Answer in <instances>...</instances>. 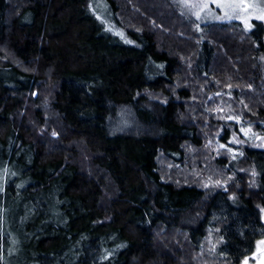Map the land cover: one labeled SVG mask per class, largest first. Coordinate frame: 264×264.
I'll return each instance as SVG.
<instances>
[{"label": "trees", "instance_id": "trees-1", "mask_svg": "<svg viewBox=\"0 0 264 264\" xmlns=\"http://www.w3.org/2000/svg\"><path fill=\"white\" fill-rule=\"evenodd\" d=\"M90 1L0 0V239L14 246L0 264H195L206 247L199 262L239 264L264 238V150L210 156L203 173L226 179L207 188L169 180L161 162L197 173L213 152V116L186 83L225 81L264 119V25L200 36L162 0H105L128 44ZM122 108L145 130L113 132Z\"/></svg>", "mask_w": 264, "mask_h": 264}, {"label": "rangeland", "instance_id": "rangeland-1", "mask_svg": "<svg viewBox=\"0 0 264 264\" xmlns=\"http://www.w3.org/2000/svg\"><path fill=\"white\" fill-rule=\"evenodd\" d=\"M162 2L164 3V7L177 14L179 21L181 19L186 25H189L191 30H194L195 27V30L198 31L200 36L205 33V27L216 23L226 24L237 22L240 23L247 32L255 30L256 23L258 22L264 25V0H162ZM88 5L89 11L95 16L101 18V20L98 21L103 26L105 32L111 33L117 38H120L119 40L124 43H132L122 27L115 21L113 13L105 0H92L88 2ZM192 24L194 26H192ZM256 58L258 65L260 66L262 82H264V46L262 47V51L256 54ZM217 81L216 77L209 78L208 76L197 80L198 83L196 84L186 83L187 87L188 85H192L191 92L195 97L192 101L196 105V113L200 118L205 120V123L208 124V116H213L214 125L210 127L209 125H206L207 131H212L213 137L209 140V144L213 152L209 151L206 153L205 159L196 164V166L200 165L201 167V170L197 173L195 172L194 167L193 169H188L186 167L179 172L177 167H171L169 164L161 162L163 165L160 164L161 167L167 168L168 172L166 175H169V178H171L169 180H174L177 184L206 187V184L214 182L212 177L219 180L217 183L222 182L223 179H226V175L222 173L223 171H218L216 169L215 174L217 177L206 172L203 173V171H206V167L210 163L212 164L210 156L217 158V156H222V154H229L234 159L242 154L246 146L264 150L263 117L257 116L256 113L247 117L245 112H243L244 108L240 103L242 100L237 96L233 97L234 88L227 86V90L220 91L218 85L222 84L225 86L226 82ZM197 85L203 87L198 90ZM234 100L236 101L234 102ZM208 102L215 103V108L212 111L213 113L207 112L209 111ZM249 107L252 108L250 103ZM219 121H221L220 124H218ZM109 124L113 126V132L116 133L137 134L145 130L143 126L133 119V115L129 109L125 108L120 109L117 119L115 118L114 121L110 120ZM256 125L258 128H256ZM226 128L229 130V133L225 140H221V136ZM5 173L6 176L3 177L2 183L0 184L3 219H5L7 213L6 204L9 198L8 188L5 187V184L8 182L9 178L7 174L10 172ZM207 187L210 186L207 185ZM262 221L264 223V212L262 213ZM12 245L13 244L8 242L4 235L1 236L0 251L12 250L14 247ZM206 245H210L209 241L205 242V246ZM202 251L206 252V254H198L200 257L194 256L192 258L193 262L195 264H213L214 262H199L204 261L206 256L210 257L208 251L212 250L206 247ZM210 259L214 260L213 258ZM239 264H264V238L258 240L253 254L242 260Z\"/></svg>", "mask_w": 264, "mask_h": 264}]
</instances>
